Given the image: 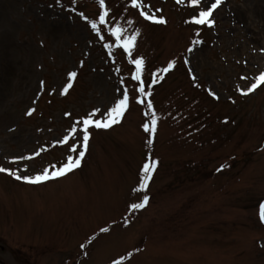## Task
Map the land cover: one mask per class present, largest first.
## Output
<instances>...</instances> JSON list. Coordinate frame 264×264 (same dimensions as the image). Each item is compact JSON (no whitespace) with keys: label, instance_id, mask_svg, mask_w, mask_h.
<instances>
[{"label":"rangeland","instance_id":"1","mask_svg":"<svg viewBox=\"0 0 264 264\" xmlns=\"http://www.w3.org/2000/svg\"><path fill=\"white\" fill-rule=\"evenodd\" d=\"M106 3L109 23L140 29L151 97L107 27L104 41L91 29L99 0H0V166H61L83 120L130 97L119 123L90 127L78 169L40 184L0 173V264H264V85L249 91L264 82V0H222L214 27L193 22L207 0Z\"/></svg>","mask_w":264,"mask_h":264},{"label":"snow or ice","instance_id":"2","mask_svg":"<svg viewBox=\"0 0 264 264\" xmlns=\"http://www.w3.org/2000/svg\"><path fill=\"white\" fill-rule=\"evenodd\" d=\"M180 2V0H178ZM200 2V0H192L193 5H197ZM132 6L133 7H139V4L137 3V0H131ZM222 3V0H207L206 4V10H202L199 12V17L194 19V23L197 25H205L207 24L209 27H214L215 26V19L213 17V13L215 10L220 6ZM99 4L101 8H104L105 10L103 13L99 16L98 20H90V27L92 30L96 32V34L99 36V39L101 41L105 40L104 35L101 34V26H106L108 29V33L115 38V46L118 48H122L127 52L128 57L130 58L131 62L135 65L136 71L134 76L132 77L133 80L138 81L140 83L139 86V94L143 97L145 95L151 97L152 92L148 91L146 92L143 79H142V73L143 69L142 66L144 65V59L143 57L139 59H132L133 57V50L135 48L136 41L138 37L141 35L140 29H135L134 33L131 35H128L125 33L124 26L121 24H113L109 23V11L107 10L105 6V0H99ZM210 5V6H209ZM72 11H76V9H71ZM146 19L152 21L153 23H166L164 19H158L156 18L155 14L153 15H148L147 12L142 13ZM79 15L83 17L86 21L89 20L87 16L83 12H80ZM127 23L131 24L132 21H127ZM198 34V33H197ZM127 36L126 39H122V37ZM104 47L107 49H112L113 44L111 43H105ZM189 51H192V49H189ZM109 55H112L111 51H109ZM187 63V60L185 61ZM176 61H173L168 65V68H172L175 65ZM81 66H83V62H81ZM168 69H164L163 71H167ZM71 78H75L78 73L76 71H72L70 74ZM193 79L195 80V76H193ZM261 81H264V76L260 77ZM153 83H155V80H153ZM72 87L71 83H68L66 87H64L63 92L66 94L68 90ZM258 87L257 84H252L251 89L249 91H254ZM119 91V89H118ZM247 95L248 93H243ZM212 95H216L215 93H212ZM219 99V97H217ZM129 100L130 97L128 95L127 90H124L122 92V98L119 99L118 103L115 104L108 112L107 114L101 113V116H104L105 118L103 119H98L97 113L99 110L93 111L90 113L89 117L87 119L83 120V127H82V143H74L71 148L70 152L71 154L66 158V162H63L61 166L57 167L56 165H51L49 168H46L43 170L42 174L35 175V176H30V175H25L22 176L20 174V169L18 168L17 170L13 171L11 169H6L2 166H0V173L7 172V174L13 176L17 180H23L26 183L30 184H40L43 182H46L47 180H52V179H58L60 177H63L67 175L68 173L74 171L75 169H78L81 166V161L84 159L85 154L88 152L89 149V141L91 139V133L89 131L90 127H93L95 129H101V128H110L113 124L119 123L124 116V113L128 110L129 107ZM143 103V101H140ZM147 108L152 109V101L149 100L147 103ZM36 109L33 108L28 112V115L31 116L33 112H35ZM71 115V114H68ZM152 117H156V112L153 110L151 112ZM77 124H80V121L78 120L76 122ZM156 125H157V119H151V126L149 124L144 125V129L146 132L154 134L156 131ZM73 134L76 132V128L73 127L72 129ZM70 139H74L73 136H64L63 137V143L67 144ZM78 149H80L78 151ZM36 155H39V152L36 153ZM32 156L27 157V159H32ZM24 159V158H20ZM158 163V161H157ZM23 171H27V168H24ZM153 171L152 165H146L144 168V181L140 185V190H145L146 185L148 184L150 180V175ZM149 197L145 195L143 197V201L141 203H133L131 205V208L133 210H138L142 209L145 207L148 203ZM261 218L264 219V211L261 213ZM102 232H108V228H103L101 229ZM96 237L93 236L91 237V240H94ZM83 247V245H82ZM119 264V262H117Z\"/></svg>","mask_w":264,"mask_h":264}]
</instances>
